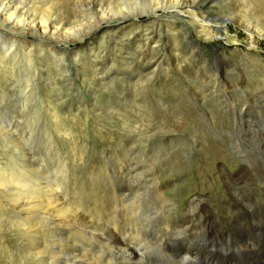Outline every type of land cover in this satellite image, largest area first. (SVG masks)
I'll list each match as a JSON object with an SVG mask.
<instances>
[{"label":"rangeland","instance_id":"obj_1","mask_svg":"<svg viewBox=\"0 0 264 264\" xmlns=\"http://www.w3.org/2000/svg\"><path fill=\"white\" fill-rule=\"evenodd\" d=\"M12 1L15 5L18 2L19 5L21 0ZM152 1L170 5L176 4L177 0ZM152 1L33 0L29 3L30 10L22 15V18L27 23L32 19L31 16L37 17L38 22L45 21L50 16L56 20V26L64 25V32L58 34L59 40L53 38L54 42L37 38L35 30L29 32L28 27L26 31L21 29L24 32L22 35L2 29L3 24H0V55H2V58L0 57V127L7 128L9 132L8 134L0 131V264H73L75 258L77 264H94L90 261V256L93 247L98 246L95 245L97 239L91 237L92 242L83 241L82 233H85V229L83 230L79 218H72L83 204L84 207H89L94 202L92 199L88 202L86 197H83V193L86 196V192L89 198H91L90 192L96 199L101 197L100 204L107 205L109 216L118 192L125 196L127 193L126 203L128 202L129 206L133 200L139 202L140 199L145 207L154 203L155 210L148 211L158 218H153V223L148 226V232L159 227L158 221L165 216H170L174 222L189 221V229L198 231L201 228L199 226L202 225L198 222L200 219L195 220V217H192L191 210L195 207L204 208L205 219L210 218L205 220L206 223L212 221V229L208 227L209 234L218 239H222L225 233L229 234L230 229L232 233L241 229L238 221L232 216L240 215L246 221L245 214L249 204H246V201L243 207L240 203H235L236 195L233 189V192L229 190V182L257 169L248 163V159L246 160L249 158L251 161V158L237 149L230 139L238 138L237 109L243 103L252 104L249 100L253 99L254 94L249 95V87H253L252 89L258 92L260 89L263 91L264 82L262 83L261 79L246 74L243 78L238 68L241 65L242 71L251 72L255 74L254 76H264V37L256 36L257 45L255 49L250 48L249 33L229 19L230 12L236 13L234 10L235 5L238 4L237 0H199L200 2L197 1L198 3L190 8L191 11L202 16H208L209 13L223 15L228 23L227 37L225 35L204 41L198 37L197 30H200L198 26H202L200 19L196 23L192 14L182 13L180 17L171 14L170 10L159 9L158 13L162 17H158L157 20L150 19V21L144 16L140 17L144 22H130V25H121L124 21L116 20L113 25L118 26L113 28L111 24L112 27L107 32L96 33L94 38L86 40L87 43L84 41L71 45L57 44L68 40H79L88 27L108 15L113 16L121 4L138 7L137 3L145 5ZM260 5L261 0H250L245 10L264 30V5ZM179 9L180 7L176 8ZM182 9L187 11L189 8ZM221 15L218 17L215 15L213 18L222 19ZM170 21L176 22V30L168 31L167 23ZM194 24H198L197 27ZM19 25L22 27L23 24ZM135 34L140 35L135 36ZM185 36L198 40L202 43V47ZM147 37L150 40L154 39L152 46L149 45ZM177 40L181 41V44L175 43ZM13 42H15L14 47H12ZM183 43H187L189 49L184 48ZM190 48H193V51L196 48L197 51L187 56L184 51L190 52ZM10 56L13 57V61ZM232 89L235 91L233 98H237L233 103L230 100L232 95L228 93ZM202 92L206 96L204 101L206 100L207 104L211 103L210 109L214 112L212 120L208 115L206 116L207 109L199 103L203 96ZM4 107L7 108L6 111ZM250 109L252 110V107ZM259 110L260 106L257 108V111ZM221 117L225 122L227 121V126L225 130L219 131L214 124L220 126L217 121ZM260 118L258 113L252 112L251 116L246 118V127L262 130L263 121L255 122L257 119L261 120ZM185 121H188V126L183 128ZM230 121L234 125L233 128L230 127ZM193 132H199L205 138H190L188 133ZM255 132L256 135L253 134L251 140L253 139L257 146H263L264 142L261 141L264 139L263 131ZM216 145H220L216 147L219 151L212 156L215 151L213 146ZM208 147H211L210 150L205 151ZM258 155L263 159V152L260 151ZM24 164L28 165V169ZM152 165H155L154 169L159 176L160 191L172 201L173 206L171 204L169 206L164 199L161 201V198L156 197L154 195L158 193L156 190L148 188L150 181L153 180ZM246 166L248 170L245 169ZM252 178L250 184L252 190H249L247 184L239 182L242 185L240 188L243 189L241 195L248 196L240 200L248 199L250 203L253 200L251 211L255 212L258 208L259 211L256 213L264 214L262 198L264 187L259 183L261 174L258 171L252 172ZM51 186L52 189L49 191ZM94 192L98 193H96L97 197ZM32 195L36 196L34 199L37 200L44 198L45 204L47 202L50 204L52 199L53 204H59L60 201L59 206H63L53 211L39 206L31 207L27 204L32 203L30 201ZM82 198L83 202L80 200ZM57 211H60V215ZM96 211L92 214H96L95 217L98 215ZM102 214L104 216V213ZM118 225L121 229L120 224ZM93 227L99 228L96 225ZM97 233V230L96 233L94 231V236ZM157 236L163 247L169 252H176L173 237L167 236L165 232H160ZM189 237L190 232L185 231V235L177 238L187 242ZM218 239H214V242ZM70 246L78 247V251L74 252L73 257L77 255L74 259L67 253ZM99 249L108 252L103 245ZM245 249L233 252L235 260L234 257H228V260L232 262L234 260L233 264H246V261L255 257L258 251V248ZM101 250L97 251L102 252ZM203 251L205 258L202 259L201 256L193 258L194 263L200 259L207 264H220L215 260V256L213 259L208 257L207 253H210L208 249ZM194 252L196 248L192 250V253ZM111 259L117 261L118 257L114 256ZM132 263L123 260V264Z\"/></svg>","mask_w":264,"mask_h":264},{"label":"bare ground","instance_id":"obj_2","mask_svg":"<svg viewBox=\"0 0 264 264\" xmlns=\"http://www.w3.org/2000/svg\"><path fill=\"white\" fill-rule=\"evenodd\" d=\"M22 1V2H21ZM20 4L16 5L14 4V2L12 0H0V24H3L1 27L2 29H6V30H10L14 33L18 32L19 34L22 33V35L24 34L23 30L21 29H25L24 31H26V27H28L29 32H33L35 30L36 34H37V38H43L44 39H48L49 41H52L53 38L58 39V34L64 32L65 30V26H56V20H54V18L52 17H48L47 20L45 21H37V17L35 16H31L32 19H29V16L26 18L27 21L29 19V22L26 23L25 19L22 18V15L27 14L28 11L30 10V6L29 3L33 2V0H21ZM137 1V0H136ZM140 1V0H139ZM152 1V0H151ZM168 1V0H167ZM200 2L199 0H177L176 4L171 3L170 5L168 4H161V2L159 3H154V1H152L151 3H147L145 5H142L141 3H137L138 7H130L128 5H124L121 4L119 6V10L114 13L113 16H109L108 17H104L103 19H101L98 23L93 24L92 26L88 27V29L86 30L85 34L79 39V40H72L70 38V40L68 42H60L57 43L59 45H71V44H77L80 42H86V40L89 38H94V35L96 33H102V32H107V30H109L110 27H112L114 21L116 20H122L124 22L121 23L122 24H126V25H130V22L133 23H139V22H144L143 20H140V17H144L147 16L146 18L148 20L150 19H154L157 20L158 17H160L161 15L158 13L159 9H164V10H170L171 14L173 15H178L180 17H182L183 14H192L194 15V20L196 23L198 22V19H200V23L202 26H204L205 28H203L202 26H198V28H200V30H197L199 35L198 37L204 41L206 40H210V39H214L217 37H225V35L227 34V27H228V23L227 21L223 18L224 16L221 14L220 17L222 19H215L213 17H215V15L217 16V14L214 13H209L208 16H202L201 14L197 13V12H193L190 10L191 7H194V5L196 4V2ZM205 1V0H202ZM248 1V2H246ZM249 1L250 0H237V3L235 5V10L236 13H229L230 17L229 19H232L233 23H236L237 25L243 27L248 33H249V42H250V48L251 49H255V45H257V41H255L256 36H263L264 37V30L261 29L259 27V22H256L252 17H250V13L246 12L247 10L246 7L249 6ZM171 2V1H170ZM197 2V3H198ZM167 3V2H166ZM168 5V7H167ZM264 5V0H261V5ZM197 6V5H196ZM179 10H176V8H179ZM187 7L189 8L187 11H184L182 8ZM175 9V10H173ZM190 11V12H189ZM169 13V12H168ZM183 13V14H182ZM103 16V14H102ZM217 16V17H218ZM100 17V16H99ZM162 17V16H161ZM189 20V19H188ZM151 21V20H150ZM164 21V20H163ZM120 22V21H119ZM165 22V21H164ZM23 24L22 27H20L19 24ZM176 23V22H175ZM174 22L170 21L167 23L169 29L168 31H174L176 30L177 25H175ZM112 24V25H111ZM198 25V24H197ZM197 25L194 24V26L197 27ZM116 26H118L117 24L113 25V28H115ZM143 28V27H142ZM166 28V27H165ZM85 29V26H84ZM165 31V30H164ZM181 31V30H180ZM185 35L187 34L185 31H182ZM28 33V32H27ZM18 34V35H19ZM62 35V34H61ZM64 35V34H63ZM140 34H135V36H138ZM182 35V34H181ZM164 36V35H162ZM183 36V35H182ZM186 38H190L191 40H193L190 36H185ZM227 37V35H226ZM144 38V37H143ZM153 38V37H152ZM61 39V38H60ZM69 39V38H68ZM146 39H149V45L152 46L154 43V39H151L149 37H147ZM172 39V37H171ZM171 39L169 42H171ZM175 39V38H174ZM173 39V40H174ZM59 40V39H58ZM166 40V39H165ZM185 40V39H184ZM187 40V39H186ZM16 41V40H15ZM167 41V40H166ZM194 43L201 45L202 47V43H200L198 40H193ZM46 42V41H45ZM54 42V41H52ZM131 42V41H130ZM181 42V41H180ZM178 40L175 41V43H180ZM18 43V42H17ZM33 43V42H32ZM87 43V42H86ZM85 43V44H86ZM145 43V41H144ZM42 44V43H41ZM40 44V45H41ZM45 44V43H44ZM48 44V43H47ZM156 44V43H155ZM181 44V43H180ZM166 45V44H165ZM168 45V44H167ZM15 46V42H13L12 47ZM188 44L187 43H183V47L184 48H188ZM32 47V46H31ZM30 47V51L32 50ZM25 48V47H24ZM111 48V47H110ZM180 48V47H179ZM11 49V47H10ZM21 49V48H20ZM42 49V48H41ZM53 49V48H52ZM51 49V50H52ZM107 49V48H106ZM189 49V48H188ZM49 50V49H48ZM111 50V49H109ZM114 50V49H113ZM169 50V49H168ZM183 50V49H182ZM192 50V51H191ZM8 51V50H7ZM20 51V50H19ZM24 51V50H22ZM39 51V49H38ZM45 51V50H43ZM164 51V50H163ZM197 49L195 48L193 51V48H190V52L189 51H184V53L188 56L190 53L191 55L196 52ZM21 52V51H20ZM27 52V50H26ZM25 52V53H26ZM33 52V51H32ZM66 52V51H65ZM13 53V52H12ZM28 53V52H27ZM35 53V52H34ZM102 53V52H101ZM172 53V52H171ZM5 54V53H4ZM32 54V53H31ZM38 54V53H37ZM43 54V53H40ZM95 54V53H94ZM203 54V53H202ZM6 55V54H5ZM21 55V53H20ZM19 55V56H20ZM104 55V54H103ZM107 55V54H106ZM13 56H15L13 54ZM24 56V55H22ZM27 56H29L27 54ZM32 56V55H31ZM70 56V55H69ZM78 56V53H77ZM76 56V58H77ZM0 57L2 58V55H0ZM12 58L13 61V57L10 56ZM16 57V56H15ZM60 57V56H59ZM64 57V56H63ZM88 57V56H87ZM102 57V56H101ZM114 57V56H113ZM170 57V56H169ZM174 57V56H173ZM202 57V56H201ZM200 57V58H201ZM251 57V56H249ZM0 58V59H1ZM25 58V57H24ZM32 58V57H31ZM61 58V57H60ZM73 58V57H70ZM79 58V57H78ZM18 59H20L18 57ZM17 59V60H18ZM55 59V58H54ZM53 59V60H54ZM88 59V58H87ZM9 60V58L7 59V61ZM16 60V62H18ZM33 60V59H31ZM48 60V59H47ZM56 60V59H55ZM72 60V59H71ZM74 60V59H73ZM79 60V59H78ZM77 60V61H78ZM89 60V59H88ZM104 60V59H103ZM161 60V59H160ZM1 61V60H0ZM30 61V60H27ZM58 61V60H57ZM75 61V60H74ZM90 61V60H89ZM106 61V60H105ZM122 61V60H121ZM146 61V60H145ZM5 61H3L4 63ZM40 62V61H39ZM73 62V61H72ZM84 62V61H83ZM160 62V61H159ZM173 62V61H172ZM7 63V62H5ZM19 63V62H18ZM17 63V64H18ZM30 63V62H29ZM46 63V62H45ZM144 63V62H143ZM174 63V62H173ZM2 64V63H1ZM25 64V63H24ZM27 64V63H26ZM34 64V63H33ZM61 64V63H60ZM64 65V63H62ZM72 64V63H69ZM168 64V63H167ZM181 64V63H180ZM28 65V64H27ZM31 65V64H30ZM43 65V64H42ZM85 65V63H84ZM145 65V63L143 64ZM184 65V63L182 64ZM258 65V64H257ZM9 66V65H8ZM33 66V65H32ZM76 66V64H75ZM81 66V65H80ZM102 66V65H101ZM122 66V65H121ZM127 66V65H126ZM25 67V66H24ZM28 67V66H27ZM31 67V66H30ZM38 67V66H36ZM35 67V68H36ZM67 67V66H66ZM72 67V66H71ZM84 67V66H83ZM89 67V66H88ZM173 67H175L173 65ZM179 67V66H178ZM181 67V66H180ZM4 68V67H3ZM18 68V67H17ZM29 68V67H28ZM93 68V67H92ZM254 68L257 70V68L254 66ZM261 68V67H260ZM8 69V68H7ZM26 69V68H25ZM24 69V70H25ZM32 69V67L30 68ZM42 69V68H41ZM80 69V68H77ZM88 69V68H87ZM4 70V69H2ZM19 70V69H18ZM38 70V69H37ZM44 70V69H43ZM62 70H65V68ZM70 70V69H69ZM124 70V69H122ZM179 70V69H178ZM182 70V69H181ZM263 70V69H262ZM9 71V70H8ZM17 71V69H16ZM26 71V70H25ZM30 71V70H29ZM28 71V72H29ZM90 71V70H89ZM146 71V70H145ZM154 71V70H153ZM152 71V72H153ZM158 71V70H157ZM160 71V70H159ZM167 71V70H166ZM239 73L241 74V76L243 78H245V74L250 76V77H256L259 80L261 79L262 83L264 82V76H254L251 72H245L242 71L241 65H239L238 68ZM5 73H7L6 71H4ZM10 72V71H9ZM21 72V71H20ZM42 72V71H41ZM59 72V71H58ZM76 72V71H75ZM88 72V71H87ZM178 72V71H177ZM176 72V73H177ZM258 72V71H257ZM23 73V72H22ZM30 73V72H29ZM32 73V72H31ZM82 73V72H81ZM84 73V72H83ZM86 73V72H85ZM94 73V72H92ZM160 73V72H159ZM12 74V73H11ZM25 74V73H24ZM58 74V73H57ZM66 74V73H65ZM89 74V73H88ZM86 74V75H88ZM101 74V73H100ZM178 74V73H177ZM180 74V73H179ZM186 74V73H185ZM213 74V73H212ZM259 74V73H258ZM33 75V74H32ZM38 75V74H36ZM74 75V74H73ZM98 75V74H97ZM119 75V74H118ZM122 75V74H121ZM151 75V74H150ZM184 75V74H183ZM188 75V74H187ZM13 76V75H11ZM16 76V75H15ZM18 76V75H17ZM22 76V75H21ZM77 76V74L75 75ZM80 76V75H79ZM78 76V77H79ZM91 76V75H90ZM101 76V75H99ZM156 76V75H155ZM41 77V76H40ZM56 77V76H55ZM95 77V76H94ZM92 77V78H94ZM185 77V75H184ZM225 77V76H222ZM260 77V78H259ZM34 78V77H33ZM36 78V77H35ZM45 78V77H44ZM96 78V77H95ZM166 78V77H165ZM164 78V79H165ZM182 78V77H181ZM188 78V77H187ZM191 78V77H190ZM195 78V77H194ZM37 79V78H36ZM42 79V78H41ZM40 79V80H41ZM62 79V78H61ZM83 79V78H82ZM85 79V78H84ZM111 79V77H110ZM155 79V78H154ZM157 79V78H156ZM155 79V80H156ZM184 79V78H182ZM192 79V78H191ZM239 79V78H238ZM237 79V80H238ZM17 80V79H16ZM32 80V79H31ZM86 80V79H85ZM91 80V78H90ZM151 80V79H150ZM227 80V79H226ZM33 81V80H32ZM95 81V80H94ZM93 81V82H94ZM108 81V80H107ZM225 81V79H224ZM228 81V80H227ZM21 82V81H19ZM17 82V83H19ZM24 82V81H23ZM30 82V81H29ZM47 82V81H46ZM51 82V81H48ZM84 82V81H83ZM92 82V83H93ZM153 82V81H152ZM190 82V81H189ZM15 83V82H14ZM80 83V82H79ZM91 83V85H92ZM128 83V82H127ZM7 84V83H6ZM21 84V83H20ZM34 84V83H33ZM44 84V83H43ZM75 84V83H74ZM101 84V83H100ZM114 84V83H113ZM142 84V83H141ZM189 84V83H188ZM23 85V84H21ZM32 85V84H31ZM30 85V86H31ZM99 86V84H97ZM96 85V86H97ZM111 85V83H110ZM101 86V85H100ZM109 86V85H106ZM105 86V88H106ZM26 87V85H25ZM23 87V88H25ZM28 87V85H27ZM35 87V85L33 86ZM103 87V86H102ZM226 87L229 88V86L226 85ZM6 88V87H5ZM4 88V89H5ZM9 88V87H8ZM12 88V87H11ZM29 88V87H28ZM27 88V89H28ZM46 88V87H45ZM51 88V87H50ZM75 88V87H74ZM86 88V87H85ZM128 88V87H127ZM201 88V87H200ZM215 87H213L214 89ZM239 88V87H237ZM247 88V87H246ZM253 87H249V91L250 94H254V96L252 97L253 99L249 100L250 103L252 104H245L243 103L239 109H237L236 111V129H237V136L238 138L235 140H232V138L230 139V141L233 143V145L235 147H237V149L243 151L244 153H246L250 158L251 161L249 160V158H246L247 161H249L248 163L250 165H254L255 171H258L261 174V179H259V183L263 184L264 187V145L260 146V145H256L254 144V142L251 140L253 134H255L257 132H262L264 133V83H263V91H261L262 89H260V91L258 92L256 89H252ZM3 89V90H4ZM7 89V88H6ZM26 89V88H25ZM77 89V88H76ZM104 89V88H103ZM199 89V88H198ZM222 89V88H221ZM234 89V87H233ZM229 90L228 93L231 96L230 100L235 101V99L237 98H233V94L235 93L234 90ZM14 90V88L12 89ZM11 90V92H12ZM36 90V89H34ZM80 90V89H77ZM126 90V89H125ZM124 90V91H125ZM10 91V90H9ZM17 91V90H16ZM21 91V90H20ZM25 91V90H24ZM200 91V90H199ZM216 91V90H215ZM221 91V90H220ZM248 91V92H249ZM36 92V91H35ZM47 92H49L47 90ZM204 92V91H203ZM201 93L203 96L200 100V105L202 107H205L207 109V113L206 116L208 115V117L212 120V115L214 114V112L210 109V102L207 104L205 99V93ZM218 92V91H217ZM245 92V91H244ZM243 92V93H244ZM263 92V93H262ZM24 93V92H23ZM65 93V92H64ZM75 93V92H74ZM211 93V92H210ZM222 93V92H221ZM225 94H228L226 92H224ZM3 94V93H2ZM20 95L22 93H19ZM26 94V93H25ZM62 94V93H60ZM113 94V93H112ZM116 95V94H115ZM248 95V96H249ZM13 96V95H12ZM23 96V95H22ZM117 96V95H116ZM20 97V96H19ZM115 97V96H114ZM82 98V97H81ZM117 98V97H115ZM11 99V98H10ZM33 99V98H31ZM69 99V98H68ZM207 99V98H206ZM54 100V99H53ZM52 100V101H53ZM86 100V99H85ZM253 100V101H252ZM26 102V101H25ZM57 102V100H56ZM6 103V102H3ZM1 103V105L3 104ZM9 103V102H8ZM12 103V102H11ZM29 103V102H28ZM27 103V104H28ZM48 103V102H47ZM58 103V102H57ZM247 103V102H246ZM82 104V103H81ZM166 104V103H165ZM55 105V104H54ZM10 106V105H9ZM15 106V105H13ZM143 106V105H142ZM250 106V108L252 107V110L248 107ZM260 106V110L257 111V108ZM8 107V106H7ZM11 107V106H10ZM55 107V106H53ZM52 107V108H53ZM3 107H1L2 109ZM5 108V107H4ZM41 108V107H40ZM48 108V107H47ZM50 108V107H49ZM7 108H5L6 111ZM30 109V108H29ZM51 109V108H50ZM236 109V108H235ZM3 110V109H2ZM12 110V108H11ZM23 110V109H22ZM39 110V109H38ZM11 112V111H10ZM16 112V111H15ZM14 112V113H15ZM45 112V111H44ZM255 112L258 113L261 116V120L255 121V122H259V121H263V129L257 130L256 128H248L246 127V118L248 119V117L251 116V113ZM12 113V112H11ZM41 113V112H40ZM33 114V113H32ZM14 115V114H13ZM18 115V114H17ZM64 115V114H63ZM34 116V115H33ZM15 117V115H14ZM17 117V116H16ZM23 117V116H22ZM21 117V118H22ZM36 117V116H35ZM33 117V118H35ZM41 117V116H40ZM258 117V116H257ZM13 118V117H12ZM20 118V119H21ZM16 119V118H15ZM18 119V118H17ZM18 119V120H20ZM43 119V118H42ZM59 119V118H58ZM23 120V119H22ZM26 120V119H25ZM35 120V119H34ZM23 122V121H22ZM28 122V121H27ZM57 122V121H56ZM249 122V121H248ZM252 122V121H251ZM12 123V122H11ZM14 123V122H13ZM21 123V122H19ZM30 123V122H29ZM32 123V122H31ZM186 124H183V128L187 127V123L188 121H185ZM217 123L220 126H217L214 124V126L219 130H225L226 126H227V121L225 122V120H223V118L221 117L220 120L217 121ZM57 124V123H56ZM230 127L233 128L234 125H232V122H229ZM235 124V123H234ZM251 124V123H250ZM256 125V124H255ZM30 126V125H29ZM32 126V125H31ZM213 126V125H212ZM2 127V126H1ZM0 127V131L2 132H6L9 134V132L5 129H1ZM252 127V126H250ZM26 128V127H25ZM11 129V128H10ZM28 129V128H27ZM35 129V128H34ZM216 130V129H215ZM25 131V130H24ZM27 131V130H26ZM30 131V130H29ZM173 130H171L172 132ZM47 133V132H46ZM5 134V133H4ZM12 134V133H11ZM27 134V132H26ZM38 134V133H37ZM189 137H193L198 139L197 137L200 138H205V136L199 132H193V133H188ZM7 135V134H6ZM216 135V134H215ZM256 135V134H255ZM4 136V135H3ZM13 136V135H12ZM258 137V136H257ZM9 138V137H8ZM24 138V137H23ZM223 138V137H222ZM260 138V137H259ZM264 138V135H263ZM262 138V139H263ZM11 139V137H10ZM19 139V138H18ZM38 139V138H37ZM256 140V138H255ZM17 141V140H16ZM262 143L264 142V139L261 140ZM15 142V141H14ZM29 142V141H28ZM260 142V141H259ZM184 143V142H183ZM261 143V144H262ZM19 144V143H18ZM23 145V143H22ZM16 146V145H15ZM30 146V144H29ZM220 145H216L213 146V149H215V151L212 153V156L217 154V152L219 151L218 149H216V147H219ZM79 147V146H78ZM22 148V147H21ZM211 147H208L205 151L210 150ZM24 149V148H23ZM236 149V148H235ZM12 150V148H11ZM17 150V149H16ZM14 149V151H16ZM20 151V150H19ZM263 152V159H261L258 155L259 152ZM12 152V151H11ZM10 153V152H9ZM15 153V152H14ZM26 153V152H25ZM236 153V152H235ZM24 154V152H23ZM30 154V153H29ZM13 156V155H12ZM26 156V155H25ZM126 156V155H125ZM15 157V156H14ZM262 157V156H261ZM31 159V158H30ZM82 159V158H81ZM14 160V159H13ZM17 160V159H15ZM35 160V159H34ZM39 160V159H38ZM121 160V159H120ZM2 161V160H1ZM243 161V160H242ZM33 162V161H30ZM15 163V162H14ZM21 163V162H20ZM26 163V162H25ZM118 163V162H117ZM247 163V162H246ZM16 164V163H15ZM22 164V163H21ZM27 164V163H26ZM25 165V164H24ZM121 165V164H120ZM127 165V164H126ZM11 166V165H10ZM17 166V165H16ZM27 166L28 169V165ZM35 166V165H34ZM33 166V167H34ZM75 166V165H74ZM9 167V166H8ZM18 167V166H17ZM49 167V166H48ZM31 168V167H30ZM37 168V167H36ZM155 165H152V177L153 180L150 181V185L148 186V188H153L154 190H156L158 193H154V195L156 197L161 198L165 200V202L169 203L172 205V201L167 198L164 193L162 191H160L161 189H159L160 186V181H159V176L157 175L156 171H155ZM251 168V167H249ZM8 169V168H7ZM35 169V168H34ZM245 169L248 170V167L246 166ZM252 169V168H251ZM17 170V169H16ZM26 170V169H25ZM130 170V168H129ZM150 170V169H149ZM20 171V170H19ZM23 173L24 169L22 170ZM37 171V170H36ZM41 171V170H40ZM44 171V170H43ZM255 171L253 170L252 172L255 173ZM18 172V171H17ZM252 172H247L246 175L243 174L242 177H238L237 179H232L230 180V184H229V190L232 191V189L234 190V194L236 195L235 197V203H240L241 206H245L244 203L249 204L247 206L248 210L247 214H245L246 217V221L244 218L240 217V215H235L232 216L234 217L237 221H238V226L241 227V229L236 232V233H232V230H229V234L225 233L224 237L222 239H218L216 237H213L209 234V230L208 227L211 228V222L209 225V222L206 223L205 220H209V219H205L206 218V212L203 211L204 208H200V207H195L193 210H191L192 213V217H195V220L200 219V221H198L199 223H201L202 226L198 231L196 230H191L188 227V222L189 221H185V222H174L172 221V219L170 218V216H165L162 217L159 221H158V225L159 227H153L154 229H152L151 231L148 232V226L149 224L153 221V218L156 217V219L158 218V216H153L148 210H153L154 208H156L154 203H151L149 206L145 207L142 202L139 200V202L133 200L131 204V206H129V204L126 203V196L120 192H118L119 194L115 195L116 199H115V203L114 206H112L113 208H110L111 211V216H109L107 214V211H109V209H107V205H101L100 204V200L95 197H93V195L90 192L91 198L88 197V194L86 192V196L83 193V197H86L87 201H91V199L94 201L92 202V205L89 207H84L83 205L80 208L79 212L76 213L75 215H72L73 217L79 218V222L81 223V225L83 226V230L85 229V233L82 235L84 236L83 241L85 240V242L87 241V243H89L91 240V237H96V244L98 246L93 247V252L90 256L92 262H94V264H123V260L126 261H132V264H187V262H194L193 258H199V256H201L202 259L205 258V256L202 254L204 251L208 249L210 253H212V256H215V260H217V263L220 262V264H233L234 260H235V256H233V252L235 251H240L243 250L245 248L251 249L252 248H258L257 254L255 257H251L248 259V261H246V264H264V214H257L256 212L259 211L258 208L256 209L255 212L251 211V206L253 205V200L251 201L252 203L249 202L248 199H244V200H240L243 198H246L248 196H244L241 195V191L243 189L240 188V183L242 184L245 183L247 184V187H249V190L251 189V182L253 180L252 178ZM19 173V172H18ZM22 173V175H23ZM113 173V172H112ZM16 174V173H14ZM114 174V173H113ZM21 175V174H19ZM47 175V174H46ZM122 175V174H121ZM12 176V175H11ZM29 176V175H28ZM39 176V175H38ZM123 176V175H122ZM30 177V176H29ZM32 177V175H31ZM37 177V176H36ZM229 178V177H228ZM37 179V178H36ZM29 180V179H28ZM35 180V179H34ZM32 181V180H30ZM37 181V180H36ZM47 181V180H45ZM118 181V180H117ZM250 181V183H249ZM255 181H253L254 183ZM46 183V182H45ZM48 183V182H47ZM129 183V181H128ZM131 183V182H130ZM39 185V184H38ZM37 185V186H38ZM46 185V184H45ZM110 185V184H109ZM35 186V185H34ZM50 186V185H49ZM129 186V185H128ZM39 187V186H38ZM42 187V186H40ZM66 187V186H65ZM50 188V187H49ZM111 188V187H110ZM52 189H49V191ZM245 189V188H244ZM44 190V189H43ZM138 190V189H137ZM55 191V190H54ZM93 191V190H92ZM67 192V191H66ZM129 192V191H128ZM233 192V191H232ZM52 193V192H51ZM59 193V192H58ZM89 193V192H88ZM95 195L97 192H94ZM103 193V192H102ZM43 194V193H42ZM48 194V193H46ZM98 194V193H97ZM136 194V193H135ZM233 194V195H234ZM262 194V193H261ZM65 195V194H64ZM89 195V196H90ZM100 195V194H99ZM123 195V196H122ZM29 196V195H28ZM52 196V194H51ZM50 196V197H51ZM54 196V195H53ZM52 196V198H54ZM63 196V195H62ZM105 196V195H104ZM109 196V195H108ZM112 196V195H110ZM262 198H263V202H264V190H263V194H262ZM34 197L36 198V196H31V200L32 203L31 204H27L26 201H24L25 204L29 205V206H39L40 208H45L46 210L49 211H53L56 209H61L60 207L63 206H59L60 205V201L59 204H53V200L51 199V203L53 204H49V202H47V204H45V200L44 198H38L34 199ZM97 197V195H96ZM107 197V196H106ZM114 197V198H115ZM251 197V196H250ZM249 197V198H250ZM112 198V197H111ZM140 198V196H139ZM46 199V198H45ZM49 199V200H50ZM85 199V200H86ZM56 200V199H54ZM65 200V199H64ZM81 201L83 200L80 199ZM105 200V199H104ZM108 200V199H107ZM112 200V199H111ZM143 200V199H142ZM29 201V200H28ZM47 201V199H46ZM63 201V200H62ZM84 201V200H83ZM82 201V202H83ZM102 201V200H101ZM110 201V200H109ZM149 201V200H147ZM258 201V200H257ZM57 201H55L56 203ZM75 202V201H74ZM111 202V201H110ZM144 202V201H143ZM152 202H154V200H152ZM23 203V202H22ZM148 203V202H147ZM193 203V202H192ZM196 203V202H195ZM45 204V205H44ZM82 204V203H80ZM164 204V203H163ZM65 205V204H64ZM110 205V204H109ZM174 205V204H173ZM172 205V206H173ZM193 205V204H192ZM201 205V204H200ZM238 205V204H237ZM76 206V205H75ZM88 206V204H87ZM129 206V207H126ZM195 206V205H194ZM198 206V205H197ZM240 206V207H241ZM22 207V206H21ZM54 207V208H53ZM70 207V206H69ZM78 207V206H77ZM109 207V206H108ZM193 207V206H192ZM23 208V207H22ZM21 208V210H22ZM27 208V207H26ZM73 208V205H72ZM171 208V207H170ZM191 208V207H190ZM31 209V208H30ZM36 209V208H35ZM77 209V208H75ZM169 209V208H168ZM199 209H202L201 211H199ZM68 210V209H66ZM74 210V209H72ZM97 210L98 211V215L99 218H96L95 215H92L94 213V211ZM102 210V211H101ZM155 210V209H154ZM158 210V209H156ZM253 210V209H252ZM81 211V212H80ZM96 211V212H97ZM208 211V210H207ZM58 212V211H57ZM60 212V211H59ZM58 212V214H59ZM76 212V211H75ZM168 212V211H167ZM171 212V211H170ZM173 212V211H172ZM189 212V211H188ZM209 212V211H208ZM213 212V211H212ZM56 213V212H55ZM54 213V214H55ZM65 213V212H64ZM80 213V214H79ZM104 213V217L103 214ZM169 213V212H168ZM22 214V213H21ZM120 214V216L118 215ZM32 215V214H31ZM60 215V214H59ZM62 215V214H61ZM256 215H258L257 217H255ZM66 216V215H65ZM221 216V215H219ZM218 216V217H219ZM29 217V216H27ZM40 217V216H39ZM212 218V217H211ZM230 218V217H229ZM37 219V218H36ZM40 219V218H39ZM49 219V218H48ZM65 219V218H64ZM71 219V218H70ZM75 219V218H74ZM102 219V221H101ZM224 219V218H223ZM226 219V218H225ZM44 220V219H42ZM54 220V219H53ZM31 221V220H30ZM41 221V219H40ZM68 221V220H66ZM214 221V220H213ZM231 221V220H230ZM153 223V222H152ZM196 223V221H195ZM214 223V222H213ZM28 224V223H27ZM58 224V223H57ZM72 224V221H71ZM121 226V229H119V225ZM61 225V223H60ZM63 225V224H62ZM94 225L98 226L99 228H95L93 227ZM219 225V224H218ZM237 225V224H236ZM66 226V225H65ZM74 226V225H73ZM78 226V224H77ZM228 227V226H227ZM226 227V228H227ZM223 228V226H222ZM158 229V230H157ZM194 229V228H192ZM212 229V228H211ZM228 229V228H227ZM81 230V229H80ZM96 230L98 231L97 234H95L94 236V231L96 233ZM157 230V231H156ZM185 231H189L190 232V237L189 240L187 242L182 241L180 238L181 235H185ZM219 231V230H218ZM166 233L167 236L169 237H173V241L176 245V252L172 253L169 252L165 247H163L159 240H158V234L159 233ZM172 232V234H171ZM223 234V233H222ZM77 236V235H76ZM221 236V235H220ZM168 237V238H169ZM178 237V238H177ZM203 237V238H201ZM82 238V237H81ZM161 238V237H160ZM214 239H218V241L214 242ZM92 242V241H91ZM73 243V242H72ZM71 243V244H72ZM95 243V242H94ZM167 243V242H166ZM165 243V244H166ZM172 244V243H171ZM103 245V247L107 248L108 252L105 253L103 252V250L99 249L101 248ZM76 246V245H75ZM167 246V245H166ZM78 248V247H77ZM77 248L75 247H71L68 249L67 253L74 259L75 257H77V255H75V257H73L74 252L77 250ZM194 248H196V252L192 253V250H194ZM88 249V248H87ZM83 250V249H82ZM97 250H101L97 251ZM246 250V249H245ZM78 251V250H77ZM86 251V250H85ZM80 252H82L80 250ZM87 252V251H86ZM248 252V251H247ZM253 252V251H252ZM79 253V252H77ZM89 253V252H87ZM239 253V252H238ZM251 253V251H250ZM81 254V253H80ZM85 254V253H84ZM83 254V256H84ZM79 255V254H78ZM86 255V254H85ZM90 255V254H89ZM111 255V256H110ZM237 255V254H236ZM239 255V254H238ZM88 256V255H87ZM117 256L118 259L117 261H113L111 258ZM243 256V254H242ZM250 256V255H249ZM66 257V256H65ZM228 257L233 258L234 260L229 261ZM84 259V258H82ZM86 259V258H85ZM89 259V257L87 258ZM71 261V260H70ZM76 261V258H75ZM74 261V262H75ZM78 261V259H77ZM84 261V260H83ZM74 262H72L74 264ZM79 262V261H78ZM71 263V262H70ZM76 263V262H75ZM84 263V262H83ZM89 263V262H88ZM130 263V262H129ZM77 264V263H76ZM92 264V263H91ZM202 264H207L206 261H202Z\"/></svg>","mask_w":264,"mask_h":264}]
</instances>
